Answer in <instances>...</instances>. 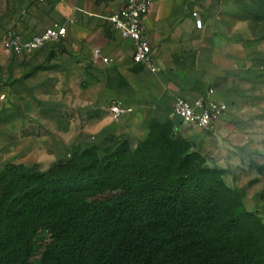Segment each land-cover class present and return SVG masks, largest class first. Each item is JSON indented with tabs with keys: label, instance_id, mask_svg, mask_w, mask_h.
I'll list each match as a JSON object with an SVG mask.
<instances>
[{
	"label": "trees",
	"instance_id": "trees-1",
	"mask_svg": "<svg viewBox=\"0 0 264 264\" xmlns=\"http://www.w3.org/2000/svg\"><path fill=\"white\" fill-rule=\"evenodd\" d=\"M229 199L174 121H152L143 140L77 146L46 169L6 164L0 264H261L240 233L254 210Z\"/></svg>",
	"mask_w": 264,
	"mask_h": 264
},
{
	"label": "crops",
	"instance_id": "crops-1",
	"mask_svg": "<svg viewBox=\"0 0 264 264\" xmlns=\"http://www.w3.org/2000/svg\"><path fill=\"white\" fill-rule=\"evenodd\" d=\"M125 1L25 0L12 24L22 40L53 24L66 29L58 42L30 53L4 55L12 65L8 99L13 107L34 113L60 104L70 110L67 133L26 136L29 143H43L48 149L49 165L77 146L104 145L108 138L143 140L152 121L173 120L175 130L197 144L205 132L173 116L177 97L225 105L208 130H216L220 120L242 108L248 49L254 44L246 23L227 14V0H148L144 37L157 72L132 62V41L120 37L105 19ZM94 48L100 50L97 59L92 58ZM101 57L110 61L104 63ZM113 102L130 106L132 112L112 120L108 108ZM40 161L22 158L17 163Z\"/></svg>",
	"mask_w": 264,
	"mask_h": 264
},
{
	"label": "rangeland",
	"instance_id": "rangeland-1",
	"mask_svg": "<svg viewBox=\"0 0 264 264\" xmlns=\"http://www.w3.org/2000/svg\"><path fill=\"white\" fill-rule=\"evenodd\" d=\"M24 1L0 0V172L6 164L22 158L40 159L39 166L45 169L51 159L45 154L48 149L41 147L43 143L41 146L29 143L26 136L70 130V110L62 105L43 106L29 113L13 107L8 99L13 82L12 65L2 53L1 41L5 32L12 30ZM227 3V14L246 23L249 40L254 44L248 49V81L242 84L245 88L242 108L220 120L216 130H203L205 137L195 148L208 166L220 170L222 180L231 189L229 210L237 211L240 197L247 209L264 216V19L255 20L256 14L264 16V4L257 6L250 0H227ZM255 214L252 223L243 225L240 233L243 240L255 243L264 264V225L255 219Z\"/></svg>",
	"mask_w": 264,
	"mask_h": 264
},
{
	"label": "built area",
	"instance_id": "built-area-1",
	"mask_svg": "<svg viewBox=\"0 0 264 264\" xmlns=\"http://www.w3.org/2000/svg\"><path fill=\"white\" fill-rule=\"evenodd\" d=\"M42 2L44 0H36ZM149 12L148 0H126L116 11L112 12L105 19L116 30L122 38L130 39L133 43L134 52L131 60L134 64L145 65L150 72H157L158 68L152 63L150 57V46L144 37L143 20ZM64 26L53 24L46 28L41 34L33 36L29 40H22L15 31L9 29L5 32L1 41V50L5 56L21 55L30 53L42 48L47 43L60 41L65 35ZM100 57L99 48L92 50V58ZM101 61H110L101 57ZM111 119L119 120L132 112L130 106L119 102L109 105ZM225 111V105L214 100H199L190 103L186 99L177 97L173 103V116L181 123L192 125L201 130H208L215 120Z\"/></svg>",
	"mask_w": 264,
	"mask_h": 264
}]
</instances>
